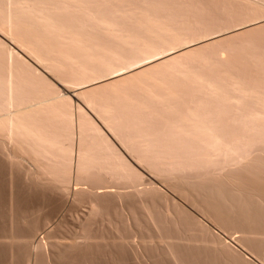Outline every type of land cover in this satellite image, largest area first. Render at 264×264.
<instances>
[{"label":"rangeland","instance_id":"374dc122","mask_svg":"<svg viewBox=\"0 0 264 264\" xmlns=\"http://www.w3.org/2000/svg\"><path fill=\"white\" fill-rule=\"evenodd\" d=\"M23 1L30 52L0 40L99 133L50 118L54 179L0 151V264H264V0Z\"/></svg>","mask_w":264,"mask_h":264},{"label":"bare ground","instance_id":"6f19581e","mask_svg":"<svg viewBox=\"0 0 264 264\" xmlns=\"http://www.w3.org/2000/svg\"><path fill=\"white\" fill-rule=\"evenodd\" d=\"M5 2L7 14L4 16V21L0 19L3 23V27L5 28L3 33L8 40L14 43L17 47L26 50V53L28 51V44H25L26 42L24 43L25 36L24 32H22L24 27L21 22L30 12L28 10V3L23 0H5ZM15 11H19L22 17L17 18ZM16 27H18V30ZM23 45L24 48H22ZM25 46L27 49H25ZM34 53L35 52L32 54ZM34 56L35 57L33 58L35 59V62L37 61V63L43 67L46 66L44 64V60L40 57L38 58V55L36 56L34 54ZM45 69L48 68L45 67ZM38 71L36 70V66L31 64L30 61L26 60L21 54H19L14 47L0 40V151L12 165L14 161L16 163V159L22 157V154L20 155V153L19 157H17L18 151L21 153L23 152L19 149L22 147L21 149H23L24 153H26L27 147H24V145L28 146V149L30 148L31 153L33 154L31 155V159H29L32 163L31 165L33 169L35 170V172L32 171L33 173L31 175H36L38 178L43 173L48 171L47 174L54 179L59 172L66 175V169L60 164L62 161L60 162V159L56 155H51V159H41V151H44L45 147L47 149L43 153L49 154L48 148L56 146V141L52 140L48 136V132L52 129L50 118L55 116L62 117L65 120L66 128L68 130L78 132V139H80V141H82V138L85 135L93 132L99 133V131L96 129L94 124L86 118L82 109V111H76V109L73 110L71 106H67L63 101V96L59 94L58 90H56L53 85L43 79ZM102 95L103 94H89L88 97H85L84 95L85 103L89 108L96 112L94 110V103L98 101ZM96 115L103 122L109 132L118 138L120 143L126 147L125 143L122 142V138L118 135L119 133L116 131L114 123L111 120L112 118H110L107 113L104 115L96 113ZM198 128L200 130L204 129L206 132L214 131V128L211 126L201 127L200 123ZM211 138L216 140V135L212 134ZM15 144H18L21 147L19 148L17 145L18 151H14L17 148L15 147V149L11 152L12 146ZM64 152H66V160L69 162L68 167L71 169L70 165L74 160V150L69 149ZM112 157L118 159H114L116 162L120 161L118 156L113 154ZM22 160L18 159L17 162H22ZM43 160L49 164L44 166L45 162ZM90 160L91 157L88 152L83 150L81 145L78 146V149L75 151L77 179H80L83 172H85L83 164L89 162ZM48 168H50V170H47ZM44 170L46 171L41 174ZM95 214L96 208L91 205L90 215ZM43 234H45V232H43ZM39 242L38 244L40 247L43 245L42 243L44 242V239L42 238Z\"/></svg>","mask_w":264,"mask_h":264}]
</instances>
